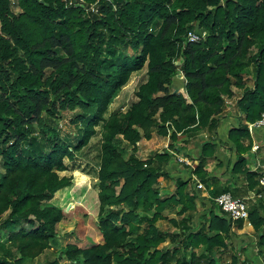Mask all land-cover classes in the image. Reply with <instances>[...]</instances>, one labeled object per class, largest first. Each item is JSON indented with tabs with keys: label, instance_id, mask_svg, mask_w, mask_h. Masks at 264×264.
<instances>
[{
	"label": "trees",
	"instance_id": "trees-1",
	"mask_svg": "<svg viewBox=\"0 0 264 264\" xmlns=\"http://www.w3.org/2000/svg\"><path fill=\"white\" fill-rule=\"evenodd\" d=\"M96 2L0 0V264H25L52 248L65 220L52 201L73 180L60 173L69 170L66 160L89 146L99 126L97 227L103 241L88 248L69 244L62 259L68 264H220L229 253L225 264H251L230 244L244 221H232L213 199L201 228L190 226L196 216L194 197L185 191L190 180L177 179L176 192L160 196L156 186L160 178H171L166 166L175 154L151 153L144 161L135 153L142 139L152 138L153 128L169 138L175 153L178 135L204 130L216 135L234 87L243 88L236 104L240 120L253 123L262 117L264 0ZM195 28L207 31V37L190 43L187 36ZM129 49L135 53L127 54ZM250 67L252 88L244 84ZM144 69L137 101L107 118L119 91ZM175 80L182 81L188 100L177 92ZM66 110L75 113L76 132L63 137L55 122ZM229 138L237 149L232 171L246 178L249 195L258 188L261 172L250 170L243 156L253 144L246 123L232 128ZM119 139L133 147L128 159ZM213 149L205 142L192 170L204 183L212 180L204 163ZM216 185L213 180V198L242 196L236 184ZM179 205L184 217L170 219L177 231L159 230L156 222ZM139 208L154 214L141 216ZM248 220L264 264V201L251 204ZM143 223V232L133 237ZM167 239L183 247L158 249ZM201 247L202 254H196Z\"/></svg>",
	"mask_w": 264,
	"mask_h": 264
},
{
	"label": "rangeland",
	"instance_id": "rangeland-1",
	"mask_svg": "<svg viewBox=\"0 0 264 264\" xmlns=\"http://www.w3.org/2000/svg\"><path fill=\"white\" fill-rule=\"evenodd\" d=\"M97 1V0H96ZM69 2V1H68ZM86 2V0H85ZM84 2V3H85ZM1 27V23H0ZM195 31L198 32L202 39H206L207 31L195 28ZM127 54L133 55L135 52L131 49L127 50ZM181 61V60H180ZM179 61V62H180ZM178 63V62H177ZM146 79V69L134 73L126 86H124L117 96L113 99L110 104L108 113L106 117H110V115L120 112H125L133 103L137 101L136 92ZM182 79V78H181ZM245 87H253L255 81V73L254 67L248 68L244 73ZM174 87H178L180 90L177 92H181L188 100V96L184 89H182V81L175 80ZM234 95L232 97H226V102L230 107H225L224 114H228V112H235L234 110L237 108L236 104L238 100L243 95V88H233ZM75 113L69 110L62 111L61 117L58 118L55 122V126L60 131L61 136H72L76 132L75 125L71 122V119ZM235 115L238 119L239 113L235 112ZM242 119V116L239 117ZM98 133L92 138L89 146L83 149L81 152L77 154L73 161L66 160V164L69 167V170L66 172L60 173L61 176L67 175L72 176V185L64 190L63 192H58L55 195L52 204L57 208L63 210L65 214V220L58 224V236L52 242V248L44 251L34 260H28L25 264H50L51 262L58 261V264H68V262L62 259V252L69 244L77 245L80 248H88L94 244L102 243V236L97 227V219L99 214V200H98V171L101 163V145L103 143V128L99 126L97 128ZM171 132V130H170ZM201 133V132H200ZM200 133L198 135H200ZM188 134L178 135V139L176 140L175 145L179 147L180 152H178V156L172 155V163H176L173 166L172 173L179 175V178L185 181L188 177V169L186 168L187 164L179 161V157L181 159H187V150H188ZM204 136V135H202ZM255 139L257 142L264 140V133H257L255 135ZM119 145L125 149V159H128L129 156L133 154V147L119 139ZM147 142V143H146ZM264 142V141H263ZM261 142V143H263ZM168 137L159 134L156 128H153L152 138L151 139H142L137 146L136 157L141 160H146L150 157L151 153H162L168 151V145L165 147V144H168ZM259 144V143H258ZM174 146V145H173ZM261 149V145H259L258 152ZM197 150V149H196ZM198 152V151H197ZM196 152V153H197ZM263 156V155H262ZM143 157V158H142ZM264 162V157L261 159ZM2 161L0 159V177L3 174ZM192 165H196L195 163ZM171 166V165H170ZM191 167V165H190ZM179 172V173H177ZM187 173V174H186ZM174 178H160L159 185L156 186L158 193L162 198L170 197L171 193L176 192V188L178 187L177 177ZM181 176V177H180ZM118 191L120 187L117 188ZM174 192V193H175ZM129 208H126V211ZM181 210V206L173 207L170 210L164 212L165 217L156 222V226L161 231L166 232H176L177 228L170 222V219L181 220L183 217L179 215ZM203 208L201 207L198 212H202ZM137 212L143 216H153L154 211H144L143 208H139ZM199 214V213H198ZM196 215V213H195ZM202 218H192L190 221V226L193 227L194 231L199 230L202 225ZM244 223V228L241 230L235 229L234 235H232V240L230 244L235 246L236 253L242 259H247L251 264H262L261 259L257 255V248L255 246L256 238L251 229H246ZM146 224L143 223L141 225V230L134 234H141L145 229ZM183 247L182 242L179 240L172 241L171 239H167L162 242L158 249H161L163 252H166L168 249H180ZM196 254L200 255L203 252V247L200 249L194 250ZM193 251L188 250L185 253V257L187 259L191 258V254ZM231 260V254L227 253L225 255L224 261H221L220 264H225Z\"/></svg>",
	"mask_w": 264,
	"mask_h": 264
},
{
	"label": "crops",
	"instance_id": "crops-1",
	"mask_svg": "<svg viewBox=\"0 0 264 264\" xmlns=\"http://www.w3.org/2000/svg\"><path fill=\"white\" fill-rule=\"evenodd\" d=\"M175 88H178V87H175ZM230 106L231 105H228L227 103L226 107L228 108ZM234 111L237 113L238 109L236 108ZM235 112H232V113L228 112V114L226 115L223 113L222 120H221V126L219 127L217 134L214 136L209 135L205 130L190 132L188 135L189 143H188L186 160L189 162V165H186L187 166L186 168L188 169L189 173H188V177L186 180H190V182L186 186L185 191L187 193H190L191 197H194V201L196 205L195 218L206 216V214L209 213V210L212 207L210 204V200H212L213 197H212V193L210 192V189L212 187L211 184L213 180L217 184L216 189L220 187H224L226 185L236 184V186L240 187V193H241L240 195H242L239 198H244L248 196L246 193L248 181L246 180L245 177L241 176V174L239 175L232 171L237 161V149L229 138V131L232 128L237 127L241 123H244V124L248 123V122H245L244 120L241 121L239 119V117L241 116L239 111L238 113L240 116H238V119H237ZM199 133L200 135H198ZM207 141L208 142L210 141L213 144L214 155L212 154L208 157L207 161L204 163V170L207 173L206 178L212 179V180L208 181V183L203 182V184L205 185V189L198 190L196 188V182H195V178L197 179V177L196 175L192 173V170H194L195 166L202 158L201 155H202L203 145ZM263 141L258 142L259 145H261V149L258 152H254L251 149L250 151L243 154V156L248 160L249 169L253 171H259L261 173L264 171V162H262L261 160L264 157V142ZM252 142L254 143L257 141L256 139L254 140V138H252ZM175 143L176 141L173 142L172 144L174 145V147L178 149V152H180L179 147L176 146ZM169 144H170V140L168 144H165V147L168 145V148H169L168 152L175 154V156H178V152L175 153L173 147H169ZM194 163L196 164L195 166L192 165ZM174 165H176V163L171 162L168 166H166V170L170 174L171 178H174L177 175L174 172L172 173V170L174 169L173 168ZM177 176H178L177 179H179V175ZM174 192L169 195L174 194ZM201 207L203 208L202 212H198ZM245 222H247L246 223L247 225H245V228L251 229L254 233L255 230L253 226L251 225V223L249 222V220L244 221V223Z\"/></svg>",
	"mask_w": 264,
	"mask_h": 264
},
{
	"label": "built area",
	"instance_id": "built-area-1",
	"mask_svg": "<svg viewBox=\"0 0 264 264\" xmlns=\"http://www.w3.org/2000/svg\"><path fill=\"white\" fill-rule=\"evenodd\" d=\"M97 0L96 3H98ZM108 2H113V0H106ZM79 2L84 3L85 0H79ZM187 40L190 43H198L202 40V36L196 31H190L187 36ZM181 76V75H180ZM248 127V131L252 138L255 140V135L257 133H264V113L262 117L253 122L246 123ZM259 149L258 142H254L252 146V151L256 152ZM180 162H184L189 165V162L186 159L178 158ZM196 188L198 190L205 189V185L203 182L195 178ZM258 188L252 191L247 197L239 198L233 197L231 193H222L220 195L212 198L215 204L232 220L238 221L243 220L246 221L249 219V208L251 204L258 203L259 201H264V171L261 173L258 179Z\"/></svg>",
	"mask_w": 264,
	"mask_h": 264
}]
</instances>
